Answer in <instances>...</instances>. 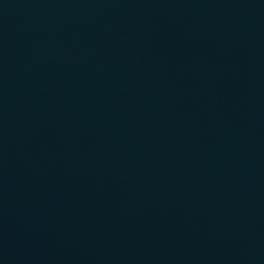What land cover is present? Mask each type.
<instances>
[{"label":"water","instance_id":"water-1","mask_svg":"<svg viewBox=\"0 0 264 264\" xmlns=\"http://www.w3.org/2000/svg\"><path fill=\"white\" fill-rule=\"evenodd\" d=\"M0 165L95 264H264V0H0Z\"/></svg>","mask_w":264,"mask_h":264}]
</instances>
